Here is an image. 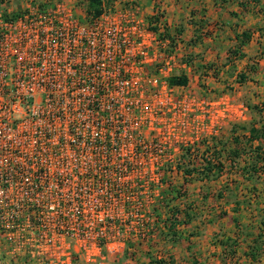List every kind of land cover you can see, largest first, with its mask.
Here are the masks:
<instances>
[{
    "label": "built area",
    "instance_id": "built-area-1",
    "mask_svg": "<svg viewBox=\"0 0 264 264\" xmlns=\"http://www.w3.org/2000/svg\"><path fill=\"white\" fill-rule=\"evenodd\" d=\"M73 8L28 0L21 13L0 14V155L26 159L0 165V242L8 262L70 264L73 254L82 264H104L127 239L144 238L131 227L117 229L111 207L80 201L72 173L62 172L75 169L76 155L90 158L101 133L114 140L101 149L107 166L157 170L160 154L171 161L180 147L217 131L216 115L206 121L196 113L204 100L173 97L184 89L167 83L179 66L176 51L134 8L117 18ZM165 106L166 120L159 114Z\"/></svg>",
    "mask_w": 264,
    "mask_h": 264
},
{
    "label": "crops",
    "instance_id": "crops-1",
    "mask_svg": "<svg viewBox=\"0 0 264 264\" xmlns=\"http://www.w3.org/2000/svg\"><path fill=\"white\" fill-rule=\"evenodd\" d=\"M136 1L137 6L128 5L123 13L129 8H134L135 18L139 11L137 19L147 24L152 20L153 8L157 7L162 14L158 21L159 26L156 25L157 37L166 31L168 38L164 39L167 40V47L171 43L176 44V48L172 49H180L185 57H189L187 65L179 64L169 75L177 76L176 69L183 67L185 73H188L185 78L186 85L189 80H194L196 85L206 83L215 90L221 89L223 83L227 85L235 81V84H238V78L242 76L243 80L238 85L241 88L239 94L242 95L243 105H239L237 109L240 113L246 111L247 114L246 117L243 116L244 123L238 127L241 133L237 135L235 130L227 133V130L218 136L219 147L217 145L215 148L225 150L220 156L224 168L219 177L206 181L185 178L184 185L189 188L198 186L197 190L192 189L196 202L194 212L198 214V220L190 224L188 220L185 224L173 228L175 235L166 239L169 242H160L157 250L163 247V252H159L155 259H162L167 264H170L169 259H172L171 264H264V172H258L246 180L239 174V170L248 165V157L240 155L231 167L225 160L227 150H240L245 146L250 127L264 128V0ZM78 2L66 0L56 4L74 7ZM81 5L83 6V3ZM142 18L147 20L143 22ZM177 28L180 30L179 34L174 36L173 31ZM242 33L249 36L244 43H240ZM154 53L160 58L163 52L155 50ZM212 73H215L216 77ZM189 74L192 75L191 78ZM186 85L183 87H188ZM215 101L212 104L218 109L219 103ZM215 112L218 114L215 133L217 136L223 119L221 111ZM234 138L238 139L237 145L233 143ZM257 143L252 141L251 146ZM203 145L206 148L209 143L205 141ZM204 149L199 152V156ZM261 151L264 159V141L261 142ZM199 156L197 164L201 163ZM204 157L210 158L209 153L204 154ZM260 165L264 166V162ZM226 172L235 174L230 176ZM216 182H220L221 186L210 187V183ZM216 192H223L222 197L215 198ZM203 195L206 199H202ZM178 216L185 217L181 213ZM164 230L171 236L172 230ZM125 250L127 249L124 245L121 252L106 254L104 264H136V259L139 258L136 255L143 249L134 245L132 250L135 253L132 259L124 257ZM8 263L20 264L15 259ZM25 264L37 263L27 260Z\"/></svg>",
    "mask_w": 264,
    "mask_h": 264
},
{
    "label": "rangeland",
    "instance_id": "rangeland-1",
    "mask_svg": "<svg viewBox=\"0 0 264 264\" xmlns=\"http://www.w3.org/2000/svg\"><path fill=\"white\" fill-rule=\"evenodd\" d=\"M60 1L61 0H31V4L39 8H45L56 3H62L66 0ZM78 1V4H75L73 9L75 13L81 14L83 13L84 6L81 5L82 0ZM26 5H28V0H0V14L7 16L21 13ZM128 5H132L131 7L134 5L137 6V1L111 0L105 7V13L109 14L110 17L117 18L122 15L123 10L128 8ZM160 17H162V14L159 11L157 15L152 17V20L154 21L155 18V20H159ZM145 20L147 19L142 18L143 22H145ZM179 31V28L175 29L173 31L174 36H178ZM164 32L168 35L166 31ZM164 32L159 35L163 36ZM168 48L175 49L176 44L174 45L171 43ZM176 63L181 65H187L189 63V57H185L180 49L176 51ZM145 70L149 73H154L151 67L146 66ZM175 72L177 76H183L185 78L188 75V73H185L183 67L177 68ZM191 74H189L190 78L192 76ZM212 75L216 77L215 73H212ZM199 76H201V74ZM193 81L194 80H189L188 85H186L188 87H184L182 92L178 93L176 91V93H173V97L183 100L185 95H189L194 102L204 100V103L198 106L200 110L196 113H200L201 116H205L206 118L208 117L206 121H208V119L213 121L214 115H218L215 114V111H221L223 121L217 136H207L206 139L200 140L197 143L180 147L177 151L171 153V161L166 160L167 158L165 156L167 155L160 154L162 164L157 170H141L124 168L122 166H107V161L104 160V153L101 149L113 147L114 140L109 144L110 138L101 133V139H96L93 144L98 150L91 153L90 158L87 159V154L84 155V153H80L75 156L74 162L77 163L74 167L75 169L71 171H62L63 173H72L71 178L74 179L77 185L78 197L85 205L90 207H111L110 215L117 229L121 230L125 227H131L133 230L142 231L144 233L143 239L134 240L128 237L129 239L125 241V248L127 250H125L123 254L127 259H132L134 257L135 252L132 250L134 245L143 249L138 256L136 255L137 258L139 257L136 259V264H149L150 261H153L159 255V252H163V247L161 250H157V248L161 245L160 242H169L166 239L170 238V235L164 230L166 228L164 226H168L173 219L177 217L180 221L185 220L188 222V220H190L188 222L189 224L192 223V221L198 220V214L194 212L196 211L194 210V208H196V202L192 196L193 190H197L198 186L189 188L188 185H184L182 169L188 167L190 163L195 166L198 165L197 157L199 156V152L205 148L203 145L205 141L209 143V156L214 157L215 153L211 152V147L217 145L219 147L218 142H220V138H218V136L227 130V133H232L233 130H235L234 133H237V135L241 133L238 127L240 124L244 123L243 116L246 117L247 115L246 111L240 113V110L237 109L239 105H243V100H241L242 95L239 94V92H241L240 85L235 84V81L227 85L223 83V87L218 90L211 88L209 84L206 83L196 85ZM231 84L234 85L231 86ZM214 100L219 103L217 106L218 109L212 104ZM168 108V106L160 108V118L166 120L169 117ZM134 112H136L135 109ZM207 133H211L210 129ZM101 140L103 142H100ZM226 140L228 141V139ZM221 141L224 142L225 140ZM210 144L213 146H210ZM109 155L114 160L119 159L118 153L115 151L109 153ZM119 156H121L124 162L129 161L127 153L121 152ZM8 159L12 162L26 160L23 158L19 159L17 155L4 154L0 155V165H4L9 161ZM177 166H179L180 169H178ZM226 174L228 175L229 172H226ZM234 174L235 172H230L229 175L231 176ZM6 178L8 180L12 179L11 176H6ZM209 185L210 187H214V185L217 187L219 185L221 186V183L216 182L210 183ZM173 207H177L179 210L178 212L181 214L186 211L188 213V218H179L177 213L175 214ZM181 225L182 224H176L175 227ZM168 235L169 237H167ZM5 247H7V244L3 241L0 242V264H9L8 257L4 256L6 252ZM166 258L168 259V256H166ZM15 260L20 262V264H25L24 258L16 257ZM70 264L82 263L77 260V256L72 254Z\"/></svg>",
    "mask_w": 264,
    "mask_h": 264
},
{
    "label": "trees",
    "instance_id": "trees-1",
    "mask_svg": "<svg viewBox=\"0 0 264 264\" xmlns=\"http://www.w3.org/2000/svg\"><path fill=\"white\" fill-rule=\"evenodd\" d=\"M111 0H82L81 3H83L84 6V11L86 15H88L91 18H98L104 11L105 7L109 4ZM156 19V18H155ZM154 21H149V29L157 33V28L155 25L158 23V19ZM152 25V26H151ZM158 37L163 39V38H168V35L165 34V32L162 35L158 34ZM240 43H244L245 41L248 40L249 36L246 33H242L240 36ZM243 80L242 76H239L238 78V84L241 83ZM167 83L169 86L172 87H183L186 85V79L183 76H170L167 79ZM252 141H257L258 143L255 146H251ZM264 141V128L261 129H255L253 127H250L248 129V136L245 138V143L240 150H237V148H232L226 151L225 153V160L228 161L229 167L235 162V160L240 156V155H245L246 157L249 158V163L247 166L241 167L239 170V174L242 176L243 179H251L256 173L258 172H264V166L260 165L263 160L262 156V151H261V142ZM234 144H238V139L234 138L233 139ZM224 146V144H222ZM211 152H214V157L211 156L210 158L204 157V154L210 153L209 147H206L203 151V153L199 156V160L201 163H199L197 166L194 164L188 165L185 169H182V179L184 180L183 183H186L185 178H192L193 180H198V181H206L209 179L215 180L219 177V175L222 173L224 164L223 160L220 158L221 153L225 152L224 149L217 150L215 147H211ZM258 164V166H257ZM178 169H180L179 166H177ZM227 188V186L225 187ZM223 195V192H216L214 194L215 198H221ZM202 199H206V196L203 195ZM175 214L177 215L180 213L178 212L177 207H173ZM185 210V209H184ZM184 216L188 218V214L186 211L183 212ZM180 222V223H179ZM186 221L182 220L180 221L177 217L173 219L169 223L168 226H164L170 231H173V228H175L176 224H185ZM171 233L170 238H173L175 235V231ZM231 254V251H229ZM170 264L172 263V259H169ZM149 264H167L164 260L162 259H154L153 261H150Z\"/></svg>",
    "mask_w": 264,
    "mask_h": 264
}]
</instances>
